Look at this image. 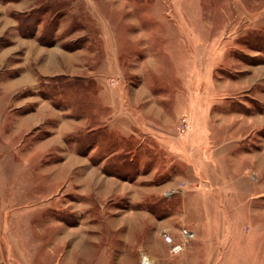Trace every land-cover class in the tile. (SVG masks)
Listing matches in <instances>:
<instances>
[{
    "label": "rangeland",
    "instance_id": "rangeland-1",
    "mask_svg": "<svg viewBox=\"0 0 264 264\" xmlns=\"http://www.w3.org/2000/svg\"><path fill=\"white\" fill-rule=\"evenodd\" d=\"M103 87L138 100L140 135L106 124ZM0 189V264L79 242L155 264L167 232L264 264V0H0Z\"/></svg>",
    "mask_w": 264,
    "mask_h": 264
},
{
    "label": "crops",
    "instance_id": "crops-1",
    "mask_svg": "<svg viewBox=\"0 0 264 264\" xmlns=\"http://www.w3.org/2000/svg\"><path fill=\"white\" fill-rule=\"evenodd\" d=\"M123 90V94L121 95V100L118 101V98H112V96L110 95V93L107 91V89L105 87L100 89V99L101 101L106 104L107 106H110L112 109V115H113V119L111 120V117L109 119H107L106 124H108L109 127L111 128H117L122 137H126V138H130V137H135L136 135H140L141 132H138L137 129H135V124L137 126H140L142 123L140 122L139 118L137 117L140 108H136L135 104L138 102V100L136 98H134L131 93L126 92L125 88H122ZM139 104H140V100H139ZM144 109H145V113H147L145 116V118L147 120H149L150 122L154 123L155 121H159L161 123V126L163 128H158L156 130H153L152 127L149 128L150 132H152L153 134H157L162 132L163 130H165L167 127H169L168 125V117H166V115L164 114V111H166V108H162L159 107L157 104H155V101L153 99L148 100L145 102L144 105ZM165 109V110H164ZM47 110L44 108L43 112H46ZM42 112V111H41ZM117 112H119V114H121L120 119L117 118ZM43 116L45 115V113H42ZM42 115H40L39 117H41ZM124 116V117H123ZM111 120V121H110ZM29 123V121L26 122V120L23 121V123H21L19 125V128L26 130L27 129V124ZM157 125V123H156ZM107 126V125H106ZM161 129V130H160ZM0 191L2 192V190L0 189ZM15 193V188L13 187L9 197L7 195V197L2 198L3 200L7 201V200H13V196ZM5 194H2L0 196H4ZM4 201V202H5ZM15 226H13V228H11V230H9V234H11V239L9 237V245L11 247H13L14 249V243L16 240V235H15ZM11 232V233H10ZM161 235V234H160ZM13 239V240H12ZM13 241V242H12ZM157 246H154V250L155 252H152L154 255V258L156 260L155 264H242L239 261H235L232 259H227V260H220L218 261V259H214L212 258L213 253H208L207 251H205L206 249L203 250L202 247L201 249L205 252L204 254L202 253V257L198 258L195 257L194 255V251H195V247H191L190 249L187 250L188 245L185 247V249L183 251H181V253L178 256H174L172 257L171 252L169 251L170 249L167 248V243L165 241H162L161 239L158 240V242L156 243ZM85 246V245H84ZM243 244H240V246H238V250L235 249L234 253H238V251L243 248ZM248 250L249 251H253L254 250V244H249L248 245ZM157 248V250H156ZM92 248L91 247H83L81 245V243H76L73 248H71V251L65 255V254H61L60 256H55L50 258V261L48 262V259L45 260V263L42 264H95V257L92 253ZM90 253L92 254V257L90 255ZM252 253V254H251ZM251 256H253V258H251V260L253 261L252 264H254V261H256V258L254 256V253L251 252ZM210 254V255H209ZM239 254V253H238ZM58 255V254H57ZM209 255V257H207ZM170 256V257H169ZM240 256V254H239ZM23 260L20 258L18 261L16 260L15 256L13 259H9L7 261H4V264H34L33 262H30V259L28 258H23ZM235 261V262H234ZM42 262V261H41ZM111 263V257H108L107 260V264ZM260 264V263H259ZM263 264V263H262Z\"/></svg>",
    "mask_w": 264,
    "mask_h": 264
},
{
    "label": "built area",
    "instance_id": "built-area-1",
    "mask_svg": "<svg viewBox=\"0 0 264 264\" xmlns=\"http://www.w3.org/2000/svg\"><path fill=\"white\" fill-rule=\"evenodd\" d=\"M184 233L185 235H190V236L192 235V237L194 235L193 233H190L186 230L184 231ZM164 237H165L164 239H166V242L171 244L170 251L172 253L177 254L184 250L185 242H174V238H172V236L168 232L165 233Z\"/></svg>",
    "mask_w": 264,
    "mask_h": 264
}]
</instances>
